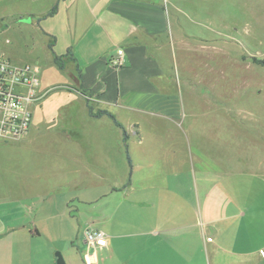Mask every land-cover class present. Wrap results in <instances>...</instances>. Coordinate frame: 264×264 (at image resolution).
<instances>
[{"label":"crops","instance_id":"obj_1","mask_svg":"<svg viewBox=\"0 0 264 264\" xmlns=\"http://www.w3.org/2000/svg\"><path fill=\"white\" fill-rule=\"evenodd\" d=\"M46 1L37 13L24 8V15L36 17L30 24L46 42L52 64L58 68L55 57L69 59L79 74L71 94L80 100L66 119L70 132L59 140L77 154L84 143L92 146L88 141L95 136L105 140L110 136L105 132L90 137L79 131L75 118L115 126L108 116L89 114V107L107 110L125 127L131 164L128 176L108 182L110 192L93 200H85L83 192L91 183L79 167L70 189L69 207L79 220L69 237L72 247H34L57 213H41L38 221L40 190L20 182L27 194L17 199L0 185V264H58L59 251L67 264L85 263L89 226L108 236L107 245L96 252V264H264V150L256 168L229 161L215 169L216 161L213 167L201 163L200 149L191 142L196 134L184 127L183 88L196 98L203 95L178 82V62L185 53L197 52L195 45L202 40L194 13L215 10L216 0ZM118 48L125 61L119 69L113 65ZM31 130L20 142L31 138ZM85 170L88 176L87 165ZM197 171L221 177L205 185L202 179L193 181ZM101 184L106 185L104 179ZM16 202L20 209L13 208ZM89 202L100 208L85 209Z\"/></svg>","mask_w":264,"mask_h":264},{"label":"rangeland","instance_id":"obj_2","mask_svg":"<svg viewBox=\"0 0 264 264\" xmlns=\"http://www.w3.org/2000/svg\"><path fill=\"white\" fill-rule=\"evenodd\" d=\"M47 3L0 0V58L38 65L42 90L47 92L34 107L31 138L18 143L0 140V185L17 199L27 194L20 189V182H29L40 190L38 221L41 213H57L54 220L46 222L50 231L36 239L34 247H72L69 237L78 229L79 220L69 207L74 195L70 189L76 184L79 167L82 165L84 177L91 183V188L83 192L88 197L85 200L110 192L108 182H120L129 169L123 130L109 121L100 126L75 118L79 131L90 137L102 132L110 135L105 140L95 136L88 141L92 146L84 143L79 154L66 150L59 140L70 132L66 119L79 99L71 94L78 88L79 74L69 59L63 60L64 71L52 64L46 42L30 24L36 17L24 15L25 9L37 13ZM194 15L200 22L196 33L202 40L195 45L197 52H187L179 60L176 79L184 87L194 86L203 96L196 98L183 88L187 114L184 127L186 131L191 127L196 134L191 142L200 149L203 165L212 166L216 161L218 166L212 167L224 169L230 161L234 166L256 168L259 153L264 150V0H216L215 10ZM78 109L84 113L82 106ZM210 174L193 172L192 179H202L206 185L221 177L219 173ZM102 179L106 185L101 184ZM21 206L13 204V208ZM83 207L95 211L100 204L89 202ZM58 253L64 259L63 253ZM81 264L85 263L81 260Z\"/></svg>","mask_w":264,"mask_h":264},{"label":"built area","instance_id":"obj_3","mask_svg":"<svg viewBox=\"0 0 264 264\" xmlns=\"http://www.w3.org/2000/svg\"><path fill=\"white\" fill-rule=\"evenodd\" d=\"M125 64L124 50L118 48L113 65L122 68ZM41 68L35 64H17L0 58V140L18 143L29 134L33 122L34 107L47 92L42 90ZM85 264H96V252L108 243L107 234L89 226L84 233Z\"/></svg>","mask_w":264,"mask_h":264},{"label":"trees","instance_id":"obj_4","mask_svg":"<svg viewBox=\"0 0 264 264\" xmlns=\"http://www.w3.org/2000/svg\"><path fill=\"white\" fill-rule=\"evenodd\" d=\"M55 12V8L50 11L48 13V16H51L53 13ZM53 45H50V48L53 49ZM55 64L58 66V68L62 71H64L66 69V66L63 63V59L61 57H55L54 59ZM89 114L92 118H101L103 116H108L115 124L116 127L120 128L121 130H123L124 133V141H125V147H126V155H127V160L129 161V163L131 164V158L129 155V150H128V145H127V140H128V134L125 130L124 125L119 122L116 117L109 111L107 110H98V111H94L93 107H89Z\"/></svg>","mask_w":264,"mask_h":264},{"label":"water","instance_id":"obj_5","mask_svg":"<svg viewBox=\"0 0 264 264\" xmlns=\"http://www.w3.org/2000/svg\"><path fill=\"white\" fill-rule=\"evenodd\" d=\"M58 264H66L64 259L62 258V256L60 255L59 258H58Z\"/></svg>","mask_w":264,"mask_h":264}]
</instances>
